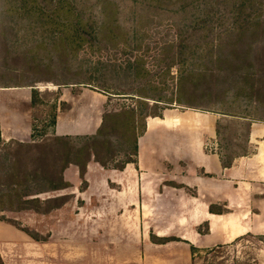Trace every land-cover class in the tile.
<instances>
[{"label": "rangeland", "instance_id": "1", "mask_svg": "<svg viewBox=\"0 0 264 264\" xmlns=\"http://www.w3.org/2000/svg\"><path fill=\"white\" fill-rule=\"evenodd\" d=\"M131 1L112 0L117 11L107 18L94 0L81 1L86 21L93 22L99 36L96 43L78 47L67 42L63 48L58 36L0 12V100L6 101L1 112L7 118L5 126L0 123V188L23 184L24 194L42 201L65 199L63 207L48 214L0 212L1 222L15 224L26 236L21 250L4 253L6 264H185V240H192L196 231L202 236L209 231L207 223L193 224L190 197L195 190L166 183L173 188L161 186L140 209L141 195H125L126 170L138 169L140 155L157 170V144L163 138L199 141L226 164L254 152L250 126L264 127V18L258 36L238 51L229 44L214 47L210 31H203L205 41L195 36L181 50L172 19L136 12ZM43 6L49 5L43 1ZM111 21L118 28L104 37L109 32L102 26L109 28ZM225 30L216 36L221 42L230 37ZM33 82L40 83L28 87ZM159 99L163 102L154 101ZM131 112L139 119L137 155L132 134L117 124V118L129 122L126 113ZM164 116L190 120L186 124L194 120L196 127L183 130L175 122L164 136L158 130L148 133L147 123ZM99 130L98 147L90 152L97 150L101 163L92 157L84 176L70 165L62 173L68 187L47 192L62 169L56 151L67 153L54 140L69 137L81 147L97 138ZM106 140L109 144L103 145ZM178 149L168 147L169 154ZM181 165L185 175L187 165ZM230 183L228 201L222 204L227 209L214 210L226 218L222 226L229 241L197 248L191 264H264L261 237H236L235 178ZM254 185L250 181L251 190ZM131 202L133 207L126 208ZM154 238L174 241L161 244Z\"/></svg>", "mask_w": 264, "mask_h": 264}, {"label": "trees", "instance_id": "2", "mask_svg": "<svg viewBox=\"0 0 264 264\" xmlns=\"http://www.w3.org/2000/svg\"><path fill=\"white\" fill-rule=\"evenodd\" d=\"M43 1L49 5L46 9L43 6ZM81 1L90 2L91 0H0V12L6 13L9 16H14L19 20L24 21L25 25L32 27L33 30L40 32L46 31L59 37V44L65 48V43H73L76 47L86 44H92L95 39L96 43V30L92 21L85 19V10L80 3ZM112 0H94L96 5H100L101 15L107 18L111 13L117 11L116 7L112 5ZM39 2V3H38ZM132 9L141 14H150L160 16V18L169 17L173 20L174 28L179 34L178 43L186 45L192 41L193 37H198V40H206V34L203 31H210L209 34L213 35L211 43L220 46L221 44H229L235 46L233 50L238 49L242 44H248L249 38L257 37L261 29V22L264 18V0H132ZM51 5V7H50ZM95 5V6H96ZM50 7V9H49ZM107 30L109 33H104V37H111L118 28L114 22L109 23ZM230 24V25H226ZM226 27L227 34L230 37L226 42H221L220 38H216L221 30ZM203 34V35H200ZM200 35V36H199ZM234 37V38H232ZM73 41V42H71ZM220 43V44H219ZM224 45H221L225 47ZM222 47V49H223ZM34 51V50H32ZM184 54V52L180 53ZM40 82H33L28 87H34ZM9 88V87H1ZM101 93L106 94L104 88L98 89ZM162 99V98H161ZM161 99L154 100L163 102ZM173 102V101H172ZM179 104H183V100H178ZM130 116V121L126 122L124 119L117 118V124L123 126L125 132L128 131L132 134L134 141L133 151L134 155L138 153L137 134L139 128V119H136L135 113H126ZM108 118H104V122H108ZM111 121L113 116L109 118ZM145 122V121H144ZM144 124V123H143ZM55 125V121L53 122ZM143 127V126H142ZM144 127L146 128L145 124ZM102 128V126H101ZM251 129V126H250ZM98 137L88 139L84 146L76 147L71 142L69 137H58L54 141L58 145L64 146L67 153L56 151V161L61 160L62 169L61 173L56 176L55 184L48 188L47 192H55L64 190L68 187L62 175L63 171L70 165H75L80 169L82 176L86 172L88 164L94 157L98 163V152L95 150L90 152V147L97 148L98 138L101 136V130L98 131ZM250 135V130H249ZM249 137V136H248ZM103 145L109 144V141H102ZM20 148H32L31 146H24L19 144ZM56 147V146H54ZM40 149L39 146L36 147ZM50 149V153L54 152L52 146H47L44 149ZM58 150V149H57ZM233 163V162H232ZM232 163H223L225 167H231ZM39 171V170H38ZM23 184H16L12 188L5 190L0 188V212L9 211H35L41 214H48L54 209H59L65 205L64 198H54L45 201L35 198L36 194H24L22 192ZM3 221V220H2ZM15 226V224H13ZM36 242H39L36 235L23 231ZM263 241L264 239L261 238ZM156 242L166 244L174 241V239L163 238L156 239ZM196 248H192L195 253ZM0 264H4L0 256Z\"/></svg>", "mask_w": 264, "mask_h": 264}, {"label": "crops", "instance_id": "3", "mask_svg": "<svg viewBox=\"0 0 264 264\" xmlns=\"http://www.w3.org/2000/svg\"><path fill=\"white\" fill-rule=\"evenodd\" d=\"M4 103H6L5 100H0V123L2 126H5L7 121L5 114L1 112L2 109L5 110L6 108ZM7 107H9V104H7ZM171 118L164 116L162 119H151L147 123L148 133L158 130L164 136L165 130L172 131V127L174 129L175 122L179 123L178 127H182L183 130L190 127L191 124H193V128L196 127L194 120H191V124H186V121L190 120ZM161 129H163L162 132ZM248 138L249 143L254 145V152L251 155H241L232 163L231 167H225L220 155L207 151L205 145L198 143L199 141L194 140L191 144V140L185 141L182 139L178 143L176 140L163 138L158 140L157 144V170L154 169V166H147L146 163L149 159L144 158V155L139 156L138 169L126 170L125 195H130V197L135 193L141 195L143 203L140 204V209L145 207V198L159 190L161 186L165 189L173 188L167 187L166 183L174 187L182 186L184 190H195V195L190 197L191 209L194 211L195 216L193 224L199 227L203 223H207L209 231L208 234L203 236L196 231L192 240H185L189 244L188 253L185 250V264H191L192 260L189 258H192V248L205 247V244L208 243L211 244L210 246H213V244H226L229 241L228 232H224L227 230H224L222 226L226 218L223 214L216 212L227 209L222 204H226L228 201L229 185L233 178L236 180L237 189L236 206L238 214L236 229L238 233L236 237L253 235L264 239V127L252 124ZM188 146L193 147L192 150ZM168 147L180 148L178 151L175 150L179 155L175 157L174 150H172L174 156L169 154ZM185 151L189 152L186 153ZM150 162L154 164L152 160ZM181 163L187 165L185 175L180 171ZM170 166L173 167V170H169ZM138 181L139 185H136L135 182L138 183ZM250 181L255 184L252 190ZM158 193L160 194V192ZM128 205V207L126 206L128 209L133 207L132 202ZM214 235L216 236L214 237ZM23 237L26 236L14 225H8L0 221V256L4 264H6L4 253L8 250L13 252V249L17 248L21 250Z\"/></svg>", "mask_w": 264, "mask_h": 264}]
</instances>
